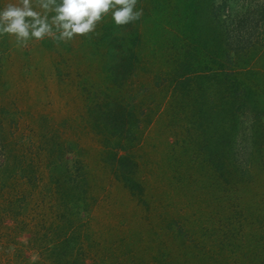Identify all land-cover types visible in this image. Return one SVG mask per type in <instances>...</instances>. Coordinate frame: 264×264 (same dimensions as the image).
<instances>
[{
	"label": "rangeland",
	"instance_id": "374dc122",
	"mask_svg": "<svg viewBox=\"0 0 264 264\" xmlns=\"http://www.w3.org/2000/svg\"><path fill=\"white\" fill-rule=\"evenodd\" d=\"M136 8L0 36V264H264V0Z\"/></svg>",
	"mask_w": 264,
	"mask_h": 264
},
{
	"label": "clouds",
	"instance_id": "9594fccd",
	"mask_svg": "<svg viewBox=\"0 0 264 264\" xmlns=\"http://www.w3.org/2000/svg\"><path fill=\"white\" fill-rule=\"evenodd\" d=\"M137 3L138 0H35L34 6L33 0H18L0 10V36H14L19 46H26L31 39L45 38L57 45L67 43L75 36L94 32L108 14L117 27L139 20L143 9H137Z\"/></svg>",
	"mask_w": 264,
	"mask_h": 264
}]
</instances>
